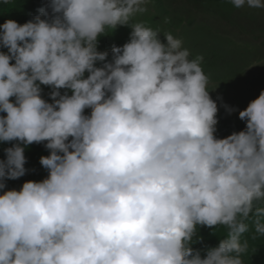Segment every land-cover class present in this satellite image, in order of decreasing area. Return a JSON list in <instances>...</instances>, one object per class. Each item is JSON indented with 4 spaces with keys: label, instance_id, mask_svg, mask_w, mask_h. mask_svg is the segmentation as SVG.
Listing matches in <instances>:
<instances>
[{
    "label": "clouds",
    "instance_id": "obj_1",
    "mask_svg": "<svg viewBox=\"0 0 264 264\" xmlns=\"http://www.w3.org/2000/svg\"><path fill=\"white\" fill-rule=\"evenodd\" d=\"M146 2L49 0L23 25H0V142H15L0 190L28 171V145L49 151L47 178L0 195V264H243L250 215L264 236V89L243 110L212 99L202 57L130 23ZM117 26L128 42L95 67L109 55L98 38ZM221 107L245 128L217 139ZM197 225L228 229L204 258L189 247Z\"/></svg>",
    "mask_w": 264,
    "mask_h": 264
},
{
    "label": "rangeland",
    "instance_id": "obj_2",
    "mask_svg": "<svg viewBox=\"0 0 264 264\" xmlns=\"http://www.w3.org/2000/svg\"><path fill=\"white\" fill-rule=\"evenodd\" d=\"M144 7L130 23L158 29L163 40L171 33L190 59L202 57L212 99L220 95L224 104L243 110L264 89V9H236L229 0H147ZM117 32L126 41L131 29L117 26L108 34ZM217 116L244 124L222 107Z\"/></svg>",
    "mask_w": 264,
    "mask_h": 264
},
{
    "label": "trees",
    "instance_id": "obj_3",
    "mask_svg": "<svg viewBox=\"0 0 264 264\" xmlns=\"http://www.w3.org/2000/svg\"><path fill=\"white\" fill-rule=\"evenodd\" d=\"M196 4L197 1H194ZM49 3V0H8L4 3L0 0V25H2L6 20H13L20 25L31 20L34 16L38 15L37 9L45 6ZM50 12V9H49ZM51 17H49L50 19ZM43 19V17H42ZM126 41L122 39V33L117 32L110 36L109 34L101 35L97 41V51L109 53L106 61L97 62L95 67L102 68L105 62H111L112 54L111 49L115 45L117 47L123 46L129 40L130 33L127 34ZM161 39V37H160ZM164 42L163 39H161ZM124 42V43H122ZM0 51L7 53V49L0 47ZM88 73H85V78H87ZM41 98L47 103H52L50 99V93L53 90L50 86L41 85ZM61 95H63L67 90L60 89ZM71 95L70 92H68ZM14 100V98H10ZM90 109H85L84 114L89 115ZM6 115L5 113H0V116ZM218 124L216 125V132L214 133L217 139H223L232 134L233 132L242 131L245 128L244 124H237L225 117L217 116ZM13 143H3L0 142V160L5 159L4 149L12 147ZM26 158L25 169L28 170L26 174L16 180H6V188L0 190V195L7 190H17L19 191L23 183L28 181L40 182L47 178L48 172L39 164V158L41 156H48L49 151L44 147V143L41 144H31L28 145L24 152ZM255 206L264 207V202H256ZM239 219V218H238ZM255 216L250 215V217L245 221L248 225V231L245 232L241 237V243L247 242V249L245 252L241 253V260L243 264H264V236L255 232ZM261 223H264V217L260 218ZM228 229L223 225H217L213 228H208L205 226L197 225L195 233L192 237V241L189 243V247L192 248L194 252L199 251L201 258H204L206 251L208 249L217 247L219 242L227 238Z\"/></svg>",
    "mask_w": 264,
    "mask_h": 264
}]
</instances>
